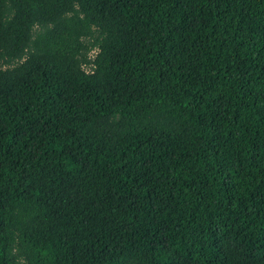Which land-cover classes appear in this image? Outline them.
Masks as SVG:
<instances>
[{
	"label": "trees",
	"instance_id": "16d2710c",
	"mask_svg": "<svg viewBox=\"0 0 264 264\" xmlns=\"http://www.w3.org/2000/svg\"><path fill=\"white\" fill-rule=\"evenodd\" d=\"M0 264H264V0H0Z\"/></svg>",
	"mask_w": 264,
	"mask_h": 264
},
{
	"label": "rangeland",
	"instance_id": "374dc122",
	"mask_svg": "<svg viewBox=\"0 0 264 264\" xmlns=\"http://www.w3.org/2000/svg\"><path fill=\"white\" fill-rule=\"evenodd\" d=\"M97 50H92L88 53V59H93ZM83 69L87 72L90 71V65H83Z\"/></svg>",
	"mask_w": 264,
	"mask_h": 264
}]
</instances>
